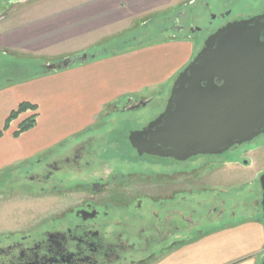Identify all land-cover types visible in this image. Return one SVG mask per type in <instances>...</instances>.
Instances as JSON below:
<instances>
[{
  "label": "flooded vegetation",
  "instance_id": "obj_1",
  "mask_svg": "<svg viewBox=\"0 0 264 264\" xmlns=\"http://www.w3.org/2000/svg\"><path fill=\"white\" fill-rule=\"evenodd\" d=\"M15 1L21 0H0V8ZM260 3V9L240 17L226 10L210 14L207 24L175 29L195 28L206 39L229 22L263 13L264 0ZM153 105V98L127 97L122 106L102 110L89 129L45 149L32 172L6 180L7 199L18 192L55 202L46 200V208L36 212L37 223L0 231V264H170L175 253L219 227L254 214L264 224L261 193L253 202L244 197L236 201L220 199L215 186H200L199 178L216 171L221 155L176 160L139 154L131 146L129 134L162 112L146 115ZM241 145L227 152L233 155ZM192 158L201 164L189 166ZM19 179H27V187L10 188ZM238 263L264 264V248L232 264Z\"/></svg>",
  "mask_w": 264,
  "mask_h": 264
},
{
  "label": "crops",
  "instance_id": "obj_2",
  "mask_svg": "<svg viewBox=\"0 0 264 264\" xmlns=\"http://www.w3.org/2000/svg\"><path fill=\"white\" fill-rule=\"evenodd\" d=\"M52 4L57 7L50 9L52 11H42L38 3L33 5L34 10H25L21 21L27 22L26 25L22 22L19 27L6 29V48L17 46L22 50L35 51L32 44L46 35L41 34L43 29L46 33L49 31L50 36L59 37L71 30L80 31L84 27L102 23L108 18L117 20L122 13L118 5H126L127 9L135 8L139 0H53ZM32 19L41 22L34 25L31 24ZM65 27H68V31H65ZM17 42L21 44H14ZM92 43H86L82 49ZM183 43L170 41L164 48L151 46L129 49L111 56L96 54L93 57L87 56L83 61L75 57L66 68L50 70L38 74L36 78L0 87V170L33 158L45 149L55 147L80 131L89 129L96 123V116L104 106L112 107L118 100H124L144 87L172 77L178 67L176 63L186 58L185 53L175 61L169 53L167 59L163 53L157 52L176 47H183L187 51ZM142 98L147 100L150 96ZM24 101L36 105V122L31 129L14 137L13 131L30 112L20 114L6 130H3L4 122L9 113ZM228 165L237 169L228 171ZM249 166L237 160L220 159L216 171L204 172L199 184L203 189L210 186L216 189L224 183L230 187L232 184L246 185L258 177L257 190L249 192L254 193L252 195L258 199L261 193V169L256 168L251 175L238 171ZM230 187L226 190L229 191L228 197L236 201H241L243 197L247 201H255L253 198L248 200V192H243L244 195L230 194L233 193ZM263 248L264 225L261 218L254 214L245 222L219 227L203 241L175 253L170 264H232L254 256Z\"/></svg>",
  "mask_w": 264,
  "mask_h": 264
},
{
  "label": "rangeland",
  "instance_id": "obj_3",
  "mask_svg": "<svg viewBox=\"0 0 264 264\" xmlns=\"http://www.w3.org/2000/svg\"><path fill=\"white\" fill-rule=\"evenodd\" d=\"M261 1L262 0H139L138 6L136 5L135 8L128 9L126 5L123 6L120 4L118 7L122 13L119 14L117 20L108 18L102 23L90 25L88 28L84 27L80 29V31L71 30L70 33L68 27H65V31H68V34L59 37L50 36L49 31L46 33V30L43 29L41 34L46 35L38 42L32 44L36 48L34 49L35 51L22 50L17 46L6 48L8 47L6 45V29L14 26H21L23 22L21 21V15H23L24 11L27 9L34 10L37 3L40 5L39 9L44 12L48 10L52 11L50 9L57 7L54 6L55 4H52L53 0L15 1L9 4L8 8H0V87L36 78L38 74L50 71L46 68L48 64H58L66 58L73 59L78 57L79 60V58L82 59L83 55L89 57L96 54L111 56L113 53H120L129 49H145L151 46H162L164 48V45L168 44L170 41H182L184 42L183 46L189 51H185L183 47H176L177 49L168 48L171 50L157 52L163 53V56L167 57V59H169V53L175 61L179 60L178 56H183L185 53L186 58L181 60L180 63H176L178 67L174 71L173 76L165 79L164 82L144 87L134 95L129 96L134 99H141L143 96L149 95L150 98H153L154 107L151 109L150 106L146 109V115L152 116L153 112H158L163 109L173 79L192 60L205 40V37L200 32H197L198 30L195 28L193 31L187 28L183 31H179L175 28L180 24L185 27H194L195 25L201 26L204 22L207 24L210 14H217L226 10H229L232 16L240 17L238 14H246L260 9L262 5L260 3ZM31 5L35 6L31 7ZM31 22V24L37 25L38 22L41 21L32 19ZM46 22L47 20L43 23L46 24ZM26 23L27 22L24 24L26 25ZM51 28L52 27H50V33L52 31ZM88 42L94 43L89 45L86 49H82L86 47L83 45ZM14 44L21 43L17 42ZM79 49L81 51H79ZM76 54L79 55L77 56ZM124 100H118V103L115 102L112 107L122 106ZM112 107L110 105L108 108L104 106L103 112ZM136 114L140 113L136 112ZM143 119L145 118H142V120ZM139 123L140 122L137 121L126 124L128 127H134ZM46 153L47 151L41 152V154L29 158L22 163L13 164L6 169L0 170V231H4L7 228L20 229L21 227H27L28 225L37 223L39 221V214L37 213L42 212L43 209L46 208V200L51 199L52 202H55V198L52 197L41 200L37 199L35 196L28 197L20 195L23 193L18 194V192H16L17 195L7 199V196L4 195L5 190L3 191L6 187V180H10L14 177L22 178L32 172L36 167L37 161ZM230 153L225 152L221 154L222 157L220 159H228V161L237 160L250 165L248 168H240L238 171L241 173L251 175L258 167L261 169L259 171L260 175L264 172V134L254 138L253 141L249 143H243L241 147L233 152L234 156L230 155ZM50 156L53 158L54 154ZM189 163V166L201 164L198 163V159L194 158H192ZM226 169L233 172L234 169L237 168H232V166L228 165ZM257 179L258 177H256L254 182H250L246 185L232 184L231 187L224 183L223 186H218L215 192L220 199H223L228 195L229 191L226 190L230 187L233 192L230 193L232 195H244L243 192H248L247 195H250L248 200L252 198L256 199L255 195H252L254 193L249 194V192L250 190H257ZM201 181L202 178H199V182ZM27 184V179H19L18 181H13L11 185L10 183L8 185L11 186L10 188H15L17 186L24 187ZM5 209H7L6 212H4Z\"/></svg>",
  "mask_w": 264,
  "mask_h": 264
},
{
  "label": "water",
  "instance_id": "obj_4",
  "mask_svg": "<svg viewBox=\"0 0 264 264\" xmlns=\"http://www.w3.org/2000/svg\"><path fill=\"white\" fill-rule=\"evenodd\" d=\"M73 60L46 68H66ZM262 134L264 12L229 22L207 36L175 76L162 112L142 130L131 132L129 141L139 154L186 160L221 155ZM259 184L264 222V172Z\"/></svg>",
  "mask_w": 264,
  "mask_h": 264
},
{
  "label": "trees",
  "instance_id": "obj_5",
  "mask_svg": "<svg viewBox=\"0 0 264 264\" xmlns=\"http://www.w3.org/2000/svg\"><path fill=\"white\" fill-rule=\"evenodd\" d=\"M25 112H30V114L17 125L16 129L13 131V136L17 137L21 133L31 129L36 122L38 114L37 107L35 104L24 101L19 103L18 106L9 113L8 117L5 119L3 130H6L13 120L17 119L20 114Z\"/></svg>",
  "mask_w": 264,
  "mask_h": 264
}]
</instances>
